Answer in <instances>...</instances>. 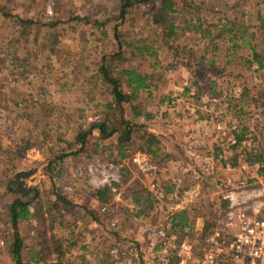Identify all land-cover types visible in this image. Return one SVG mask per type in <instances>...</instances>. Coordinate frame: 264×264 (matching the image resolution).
I'll list each match as a JSON object with an SVG mask.
<instances>
[{"label":"rangeland","instance_id":"obj_1","mask_svg":"<svg viewBox=\"0 0 264 264\" xmlns=\"http://www.w3.org/2000/svg\"><path fill=\"white\" fill-rule=\"evenodd\" d=\"M1 1L10 17L0 15V264H15L9 249L13 229L7 209L16 199L29 201V210L33 211L35 201L31 203L30 198L38 197V207L46 219V237L60 238L66 247L74 243L65 259L77 263L84 254L88 264L103 260L112 264H165L162 255L150 256L147 246L150 230L169 231L173 212L196 209L192 230H185L184 235L172 230L173 234H168L175 242L184 236L198 242L205 222L223 212L224 202L228 206L226 195L248 204L264 201V173L258 175L257 167L242 163L221 168L212 158L215 148L223 150L224 157L232 156L227 148L231 130L239 120L227 100L240 94L242 83L256 88L253 97L247 98V115L240 118L252 131L245 144L248 150L257 146L264 149V107L256 103L261 99L256 92L264 83V70L254 72L256 66L249 70L241 65L233 66V74L215 76L198 72L192 61H185L166 47L157 51L156 61H130L125 51L120 58H126V62L113 65L118 69L137 66L152 76V86L130 105H123L121 111L114 104L109 109V86L101 82L96 71L99 58L104 54L108 57L116 48L112 22L91 30L72 17L103 20L116 16L118 0ZM152 2L157 8V0ZM194 3L200 10H193L192 16L213 24L224 23L241 12H253L244 20H250L253 26L254 42H264V25L260 27L254 15L259 12L264 19V0ZM143 9L147 12L149 7L144 5ZM15 17L34 22L25 27L27 35L23 38L19 37L23 25ZM50 20L59 22L56 29L41 26ZM145 24L144 18L128 22L126 38L152 40ZM15 38L19 41L14 46L17 57L22 61L20 68L13 70L14 49H9V44ZM238 53L247 56L248 45ZM119 116L134 131L131 144L122 147L126 155L120 164L116 134L101 140L93 131L84 153L65 157L57 170H46L52 156L76 149L68 146L74 143L78 127L84 130L108 117V125L122 130ZM141 134L159 140L163 152L157 158L145 154L148 170L132 160L134 155L144 154L138 148ZM122 168L126 170L123 173ZM19 172L32 173L17 180ZM103 175L108 178L103 180ZM252 178L255 181L248 182ZM101 180L104 183L99 184ZM105 186L115 191L99 202L94 192ZM136 193L142 199L151 194L152 208L139 213L146 204L134 202ZM45 212L58 216L53 228H48L52 217ZM39 225L36 219L18 222L25 247L31 245ZM27 253L24 249V258Z\"/></svg>","mask_w":264,"mask_h":264},{"label":"trees","instance_id":"obj_2","mask_svg":"<svg viewBox=\"0 0 264 264\" xmlns=\"http://www.w3.org/2000/svg\"><path fill=\"white\" fill-rule=\"evenodd\" d=\"M154 0H118L117 15L113 17H107L103 20H91L87 17L81 18L78 16L72 17V20L77 23L87 25L90 29L104 28L108 23L112 22V35L114 39V52L102 55L97 63V75L100 77L102 83H106L109 86L110 96L112 101L107 104V108H112L113 104L121 111L123 105H130L137 100L141 93L149 92L152 86V76L147 72H141L137 66H127L122 68H116L113 65L116 61L126 62V58H120L121 53L128 51L129 58L127 60H136L137 58L143 61L146 59L155 58L161 48H168L173 51L175 55L180 58H184L185 61L193 62V66L200 73H210L212 75L233 74V66H245L247 69H251L258 72L264 70V42H254L255 33L250 29L252 24L244 20L251 16L249 12H241L236 16H233L231 20H227L224 23L213 24L206 22L200 16H192V11H199V6L194 3V0H157L158 7L152 2ZM159 1V2H158ZM248 2V0H246ZM149 7L146 12L143 6ZM8 7L3 1L0 2V15L6 18L10 17L7 14ZM256 19L259 22V26L264 25L263 16L259 12H254ZM18 24L23 25L19 37L23 38L27 34L26 28L31 27L34 22L32 19H21L15 17ZM144 18L145 26L149 28L152 35V40H146L144 38H138V40H128L126 37V26L128 22L136 21V19L142 20ZM251 19V18H250ZM59 22L57 20H50L43 22L41 26L46 27L48 30L56 29ZM26 27V28H25ZM105 37V34L103 35ZM249 39V40H248ZM18 40L15 38L13 43L9 44V49H14L13 54V70L20 68L18 64H21L22 60L17 57V50L14 46L18 45ZM9 43V42H8ZM160 45V46H155ZM246 45L249 47V54L242 56L238 53ZM45 49V48H44ZM130 49V50H128ZM11 51V50H10ZM264 78V73H263ZM264 82V80H263ZM252 88V87H251ZM248 88L246 84L242 83L241 92L236 98H230L227 100L228 107L233 111L234 115L238 117V124L231 130V141L227 150L232 153L231 158L223 156L224 151L220 148H215L212 153V158L221 166V168H235L245 164L248 167H257L258 175L264 173V149L259 146L252 147L249 150L246 147L247 142L250 141L251 129L242 122L240 119L242 115H245V105L249 104L247 98L251 96L252 89ZM258 93L261 98L256 102L261 107H264V83L260 87ZM135 111L136 108H133ZM140 116V112H137ZM247 115V113H246ZM149 118V115H145ZM119 123L123 126L122 130L116 129L114 125H108V117H104L102 121L93 124L91 127L78 130L75 134L74 143L69 145V148L74 146L73 152L67 154V152L61 154H55L48 162L46 170H57L59 165L65 157L69 155H75L85 152L86 140L93 131H97L98 137L101 140L117 136L118 156L121 159L125 157L124 146L131 144L130 137L133 134L132 126L129 122L119 116ZM139 132H136V137ZM142 143L138 146L139 150L144 154L157 158L162 155V148L159 140L154 136H144L141 134L139 138ZM65 143V142H64ZM239 150V152H237ZM122 173L126 170L121 169ZM59 173V171H58ZM127 174V173H126ZM127 177V176H124ZM255 181V178L250 179L248 182ZM173 188V186H172ZM167 191H171V189ZM145 193V190H142ZM138 193V192H137ZM133 194V200L138 205L140 202H144L146 206L140 210L142 213L146 208H152L153 198L151 194L147 193V197L144 199L138 195ZM112 195L111 189L107 186L95 190L94 196L99 202L106 201L109 196ZM30 198L31 203L35 201L33 211L29 210V201H22L16 199L12 202L7 209L9 212V219L13 232L11 234L10 253L15 264H88L86 263L84 254L80 256L79 262L75 263L65 259V255L70 251L68 248H72L74 243H69V246H64L63 240L46 237V219L43 218V212L38 207V197L33 200ZM58 199L66 202L63 198L58 196ZM223 212L216 217L213 214V218L207 220L203 226L200 234V238L206 236L211 230H213L223 219L224 212L226 211L227 204L224 202ZM195 208L183 209L173 212L170 215V230L174 233L184 235L185 230H192V225L195 217ZM47 217H52L51 212H45ZM58 216L52 217L48 228H53L54 223L57 221ZM215 217V218H214ZM30 219H36L40 228L36 230L34 238H32L31 245L25 247L23 240L18 232V222L28 221ZM28 249L27 257L24 258L23 250ZM85 249V247H82ZM54 255L55 259L50 260L49 257ZM107 257V256H106ZM97 264H112L108 261H99Z\"/></svg>","mask_w":264,"mask_h":264},{"label":"built area","instance_id":"obj_3","mask_svg":"<svg viewBox=\"0 0 264 264\" xmlns=\"http://www.w3.org/2000/svg\"><path fill=\"white\" fill-rule=\"evenodd\" d=\"M145 157V154H136L133 163L148 170ZM103 177V180L108 178ZM111 191L115 190L111 188ZM224 199L229 203L223 219L198 242L187 236L175 242L168 234H173L170 229L167 233L150 230L147 253L153 257L162 255L161 262L165 264H264V201L236 202L232 194Z\"/></svg>","mask_w":264,"mask_h":264},{"label":"water","instance_id":"obj_4","mask_svg":"<svg viewBox=\"0 0 264 264\" xmlns=\"http://www.w3.org/2000/svg\"><path fill=\"white\" fill-rule=\"evenodd\" d=\"M32 172H19L16 174L15 178L18 180L21 177L29 176Z\"/></svg>","mask_w":264,"mask_h":264}]
</instances>
